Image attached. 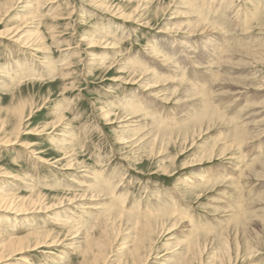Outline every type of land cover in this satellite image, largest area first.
<instances>
[{"label": "rangeland", "instance_id": "rangeland-1", "mask_svg": "<svg viewBox=\"0 0 264 264\" xmlns=\"http://www.w3.org/2000/svg\"><path fill=\"white\" fill-rule=\"evenodd\" d=\"M25 1L0 13V122L37 105L15 144L16 118L0 135V197L60 206L0 209V247L31 230L57 240L4 264H85L87 233H106L101 264H118L148 222L164 224L150 264H184L205 240L211 264L222 238L231 264H264V0ZM27 64L36 74L15 73Z\"/></svg>", "mask_w": 264, "mask_h": 264}, {"label": "bare ground", "instance_id": "bare-ground-1", "mask_svg": "<svg viewBox=\"0 0 264 264\" xmlns=\"http://www.w3.org/2000/svg\"><path fill=\"white\" fill-rule=\"evenodd\" d=\"M1 1H0V13L4 9L9 10L12 7V2L14 0H4L3 2H1ZM17 1L21 2L22 0H17ZM25 3L26 4H25L24 8H28L27 5H29L31 3V0H28L27 2L25 1ZM209 7H211V6H209ZM99 10H101L100 12L103 13V14L111 12V11H115V12H113L114 15H116V16H118L120 18H123V19H127V16L124 13H122L118 9L115 10V8H113L112 6L101 7V9H99ZM196 11H198V10H196ZM196 11H195V13H196ZM223 17H226V16L224 15ZM223 17L221 16V18H223ZM224 20H225V18H224ZM224 23H225V21H224ZM99 31H100L99 29H96V31L93 33L92 36L100 35V34H98ZM214 36L215 35H213L211 38H213ZM12 37H14V40H15L14 42L19 43V44H21L22 46H24L26 48H30L29 45H27L26 43H23V36H19V33H15ZM218 38H216V36H215V38H213L214 40L212 39L213 40L212 43L211 42H208V43L212 44V46H213L219 40ZM102 39H103V37H101V40ZM88 42L91 44V46H94V45H97L98 41H95L94 39H91ZM184 44H186V43H184ZM206 50L208 51V54H205V55H207L208 57L205 56L203 58H205L206 59L205 62L207 64H209L210 63V59H211L209 57V55L211 56V54H212L211 57L212 58L215 57L216 53H217V49L216 48H208ZM186 52H188V51H186ZM184 63H186V62H184ZM190 64H191V62H190ZM203 64H204V62H203ZM210 64H212V62ZM21 65H23V64H21ZM21 65H19L18 67H20ZM28 65H31V64L25 65L27 67L24 66L23 68L14 69V71H16L15 73L17 75H19V76L25 75V74H27V75L36 74L34 72V69H33L34 65L33 64H32V66H28ZM186 66H189V65H186ZM185 68H187V67H185ZM148 71H149V69L147 70V75L149 74ZM7 72L8 71H5V69H3V71H1V73H7ZM21 72H27V73H21ZM0 75L2 76L3 74H0ZM17 75H15V76H17ZM27 75L25 77H27ZM11 79H13V78L12 77L8 78V80H10V82L12 83V85H10V86H15L17 83H19V81L22 80V77H20L19 79L16 78L17 80L14 79L15 80L14 82H12ZM4 81H5V79L3 80V78L0 77V84H3ZM203 85L204 84L197 85L196 83H194V84H192L190 86H192V88H194V89L198 88V89H202L203 90L204 88H206ZM4 86H6V85L1 86V88H4ZM110 92H112V91H110ZM35 105H37V104H34V103L26 104L25 102L24 103L23 102L19 103V105H17L12 110V114L9 116V120L8 121L4 120V121L0 122V135H1L2 132L5 131L6 127L8 126V124L10 123V121L12 119L16 118V121H17V123L14 124L15 126H13L14 131H12L13 132L12 135L16 136L15 139L12 138V137L11 138L9 137L8 139H6L5 141L2 142V143H4V145L7 146V145L15 144V141L20 137V134H21L20 131L22 130L21 129V125L23 126V124H22L23 121L25 120V118H27L29 113L36 107ZM44 129H45V127L43 129H41V132L45 131ZM1 139H2V137L0 136V141H1ZM13 141H14V143H13ZM213 155H214V151L212 149L208 153V157L211 158ZM204 156H205V153H203L201 158H203ZM200 161H203V159H200ZM10 176L11 177H16L14 175V173H11ZM87 191L89 192V194H91L92 196H95V197H100V196H102V193H103V192L97 191L96 188H93V187H89ZM7 192H10V191H7ZM78 196L79 195H74L72 197H75L76 200H78L77 199ZM72 197H70V198H72ZM16 200H17L16 196L15 197H11V196L0 197V209L1 210H3V209L4 210H10V211H12L14 213H17V214H28V213L39 214V213H42V212H48L49 213L51 210H54L56 207L60 206V205L58 206V205H55V204L51 205V203L45 204L44 200L42 198H39V197L30 199V200H24V201H21V202L16 201ZM53 203H55V202H53ZM79 210H81V209H79ZM123 213H124V211H121L119 215L123 216L125 214V213L124 214ZM114 215L115 216H119L116 213H114ZM67 220H72V217H67ZM76 222H77V220H76ZM135 223L138 224V222H135ZM174 224H172L171 226H174ZM163 225H164L163 223H149V222L146 223L144 225L143 231L141 230L138 235L134 236V241H133L131 249L129 250L128 256L123 258L118 264H150L151 263V259H152L153 255H154L153 253H154L155 250L153 249L154 247L152 249L149 248V243H152L155 234H160L164 230L163 229ZM72 228L75 229V227H73V226H72ZM169 231H170V229L167 228L165 232L169 233ZM78 232H79V230L76 231V232H72V233L76 234ZM74 234H72V235H74ZM105 234L106 233H102V236L96 237V236H94V234L89 236V233H87V236H86V237H88V241L86 243L87 247L85 248V250L81 251V254H82L83 258H84V263L85 264H101L102 262H106L107 258L110 255V251H108L107 248L110 247L111 243L110 242L107 243V240L104 239V237H107V235H105ZM45 235H46V233H44V231H40V230H31L30 232H28V233H26V234H24L22 236H13V235H11V237L7 239V241L4 243V245L2 247H0V264H4L7 260H11L13 258H16V257H18V255H20L22 253H25L28 250H31V249L35 250L38 247H41V246H44V245H51L53 243L55 244V242H57V240L52 239V238L51 239H46V237L42 238V236H45ZM33 237H40V238H37L34 241V243H31L29 240L31 238H33ZM74 237H75V241H74L73 244H75V245H73L72 248L75 249V250H78L79 249L78 248L79 247V243H80L78 240L81 239V237H79V235H76ZM229 241L230 240L228 238H225V239L222 238L221 239L220 242H222L221 243L222 247L220 248V250H218L216 253H214V259H213V262L211 264H217V263H219V264H231V262H232V252H231L232 251V246H231ZM154 243H153V245H154ZM207 247H209L207 245V240H205V241H197L195 243V245L191 249L188 250V255H187L188 259L185 261L184 264H196V262H198V264H201V262H202L201 255L207 249ZM152 250H154V251H152ZM249 250H253V247H251L250 244H249ZM23 261L26 264L29 262L28 259H25V258L23 259Z\"/></svg>", "mask_w": 264, "mask_h": 264}]
</instances>
